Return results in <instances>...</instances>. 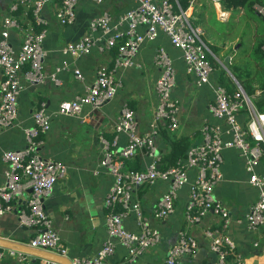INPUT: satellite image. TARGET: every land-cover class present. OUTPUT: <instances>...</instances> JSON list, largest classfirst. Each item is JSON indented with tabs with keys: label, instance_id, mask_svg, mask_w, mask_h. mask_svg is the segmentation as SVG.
<instances>
[{
	"label": "built area",
	"instance_id": "1",
	"mask_svg": "<svg viewBox=\"0 0 264 264\" xmlns=\"http://www.w3.org/2000/svg\"><path fill=\"white\" fill-rule=\"evenodd\" d=\"M79 1L20 0L10 7L11 13H16L21 6L30 7L32 23L40 30L35 31L33 28L27 32L20 50L15 51L9 42L10 31L16 29L24 32V29L15 17L4 19L0 33V72L3 76L0 82L1 130L16 127L19 99L26 86L50 82L60 87L63 85L60 78L62 73H71L79 82L85 83L86 77L80 68L68 60H64L52 72L44 70V62L50 53L44 48L49 24L44 16L45 8L55 5L57 21L62 26H68L76 21ZM92 1L103 5L107 0ZM129 1L134 3V7L116 20L108 13L102 14L90 22L87 35L59 50L63 56L74 59L90 55L94 49L100 52L117 49L118 54L113 67H99L94 81L85 86L84 93L73 100L63 101L55 113L50 114L46 104H42L33 114V127L24 129L27 147L3 153L6 169L5 182L0 186V218L15 212V203L27 195L28 210L17 214L21 226L35 229L29 247L68 258V250L46 211V199L53 194L66 165L40 155L39 148L43 145L41 138L51 131L54 115L80 117L85 107L96 112L113 101L122 87L118 72L133 67L141 68L137 63L141 47L156 41L163 34L181 52L186 73L193 78L196 87L206 86L212 90V120L202 127V140L192 144L184 158L171 167L162 168V130L176 133L180 127L181 107L173 97L177 85L173 58L164 47L157 48L153 59L154 65L160 70L155 83L157 104L148 128L141 131L135 112L126 106L115 122L113 142L100 138L103 154L94 174L98 175L100 169H104L113 178L104 204L106 227L115 242H105L92 258H74L70 261L72 264H105L120 246L127 251L128 261L135 263L160 244L162 234L144 217L142 204L135 194L140 187L164 182L168 185L167 191L154 205L153 219L167 221L175 213L179 193L187 187L185 221L189 225L199 224L211 213L222 218L223 224L219 228H209L204 235L210 241V250L217 255L215 264H227L236 250L235 242L228 235L232 213L215 195L216 187L224 181V151L234 149L239 152L245 161L249 184L258 192L256 201L246 215L248 229L257 231L264 226V174L258 172L264 157V113L258 111L253 99L238 83V91L230 94L215 82V70L209 60V55L213 53L204 40V30L192 22L187 10L181 8L179 0ZM255 10L264 18V7L256 6ZM241 113L248 117L245 125L239 122ZM123 134L127 136V145L114 149ZM137 156H142V168H130L128 163ZM132 214L140 228L138 233L124 226L125 219ZM197 249L196 238L187 231L179 230L161 264H184V260L194 256ZM9 255L20 264H61L48 259L39 263L28 260L19 249H10ZM3 257L4 254L0 252V261ZM236 264H243L240 256H237Z\"/></svg>",
	"mask_w": 264,
	"mask_h": 264
},
{
	"label": "crops",
	"instance_id": "2",
	"mask_svg": "<svg viewBox=\"0 0 264 264\" xmlns=\"http://www.w3.org/2000/svg\"><path fill=\"white\" fill-rule=\"evenodd\" d=\"M18 1L20 0L8 3L7 0H0V33L4 19L8 16L18 19L24 29V32L16 29L10 31L9 42L15 51L20 50L27 32H31L33 28L35 31L40 30L32 23L33 16L30 7L21 6L16 13H11L10 7ZM211 1L216 18L220 11L228 15V17L223 18V22L217 18L219 22L225 25L224 28H228L233 14L241 12L244 15L246 13L245 9H241L239 12H226L220 2ZM261 4L256 6L264 7V0H261ZM200 5H202L201 0L191 1L187 13L192 21ZM133 7L134 3L129 0H107L103 5H97L92 0H80L76 21L68 26H62L57 21L55 5H49L45 8L44 16L49 24L44 48L50 53L44 62V70L48 73L52 72L64 60H68L80 68L86 77V81L81 83L73 74L62 73L60 78L63 85L60 87H56L50 82L25 87L19 99V119L16 127L7 130L0 129V186L5 182L6 165L2 158L3 153L7 150L20 151L27 147L24 129L33 127V114L42 104H46L50 114L55 113L63 101L73 100L84 93L85 86L94 81L99 67H113L116 58L114 50L100 52L98 49H94L90 55L78 59L65 57L59 50L66 44L75 42L87 35L89 24L93 19L108 13L116 20ZM255 15L261 18L258 14L255 13ZM238 19L239 17L235 21L238 22ZM254 29L252 46L261 33ZM239 44L240 49H244L241 38ZM159 47H164L168 51L173 58L177 71V85L173 97L179 102L181 112L180 127L174 134L190 140L191 146L202 140L201 129L212 120L210 113V106L214 101L212 90L206 86L196 87L193 78L186 73L181 52L174 48L163 34L156 41L145 43L141 47L137 56V63L141 65V68L133 67L118 72L122 87L113 101L96 112H92L90 107H85L80 117L54 115L51 131L41 138L43 145L39 148V153L44 158L59 161L66 165L64 174L58 180L53 194L46 199V211L52 218L54 227L68 250L69 260L92 258L105 242H115L110 237L106 227L104 204L113 178L104 169H100L98 175L94 174L103 154V144L100 138L103 137L108 142H113L115 122L126 106L135 112L140 122L141 131L148 128L157 104L155 83L160 75V70L154 65L153 59L155 51ZM237 52L233 50L230 58L235 57ZM229 75L233 79L235 78L232 73ZM2 79L3 76L0 72V82ZM22 80L25 83L24 77ZM192 100H194V104L186 109V104ZM247 120L246 114L241 113L239 122L245 125ZM183 122L187 123L186 125L190 126L191 129L187 134H178ZM127 143V136L123 134L120 136L118 146L114 149H121ZM160 146L161 153L169 150L168 145L165 147L163 140H161ZM128 166L135 169L142 168V156L132 159ZM222 171L224 181L216 187L215 195L232 213V223L228 235L236 244L235 254L229 258L227 264H236L237 256L242 258L243 264H264V226H261L257 231H250L246 222V215L256 201L258 192L249 184L245 161L237 150L224 151ZM258 172L264 174V157L258 166ZM167 187L166 183L158 182L151 187L138 188L135 194L142 204L144 217L152 227L161 232L160 244L146 252L135 263H130L127 251L118 246L116 253L105 264H161L166 259L168 250L179 230L187 231L198 242L195 255L185 259L184 264L216 263L217 255L210 250V241L205 237L204 232L209 228H219L223 224L222 218L211 213L199 224H187L184 218L188 202V188L186 187L179 193L175 213L167 221H155L152 209L167 191ZM27 199V195L20 198L15 203V212L0 218L1 240L29 247V242L35 235V229L21 226L17 214L19 211L28 210ZM124 226L131 232L138 233L140 231L133 214L125 219ZM10 249L0 246V252L4 254L0 264H20L17 259L9 255ZM19 250L25 253L28 260H36L39 263L44 259L28 253L24 249Z\"/></svg>",
	"mask_w": 264,
	"mask_h": 264
},
{
	"label": "trees",
	"instance_id": "3",
	"mask_svg": "<svg viewBox=\"0 0 264 264\" xmlns=\"http://www.w3.org/2000/svg\"><path fill=\"white\" fill-rule=\"evenodd\" d=\"M191 1L179 0L181 8L186 11L190 7ZM201 1L202 5L198 7V11L192 22L203 28L204 40L213 53V55H209V60L215 70V82L223 86L230 94L238 91V85L228 74V69L245 93L253 99L258 111L264 113V37H262V33L258 35L251 49H240L235 57L230 58V62L227 63L226 59L233 52V49H230L226 57L221 59L227 69L223 68L222 63L216 59V57L220 56L219 49L216 44H212L209 41L214 40L217 35L228 36L227 33L229 31L227 32V30L232 31V29L224 28L225 25L217 20L211 0ZM219 2L226 12H239L241 9H245L246 12L254 14H257L255 10L256 5H262L261 0H219ZM262 19L264 20V18ZM214 27H217V31ZM117 54L118 50L114 49V56H117ZM253 65L254 68L251 69ZM161 135L162 140L165 142V147L167 145L169 147V150L162 153L161 156L162 168L164 169L175 165L178 160L186 156L190 147V140L171 134L167 129H163Z\"/></svg>",
	"mask_w": 264,
	"mask_h": 264
},
{
	"label": "rangeland",
	"instance_id": "4",
	"mask_svg": "<svg viewBox=\"0 0 264 264\" xmlns=\"http://www.w3.org/2000/svg\"><path fill=\"white\" fill-rule=\"evenodd\" d=\"M11 1L13 2L14 0H7L8 3H10ZM238 17H239L238 22H236L235 20ZM217 18L220 21L223 20V17L219 14V12L217 13ZM253 28H255L254 29L255 31L259 30V32L264 34V20L257 17L254 13L248 11L244 15H242L241 12L238 14H233V17L228 25V28H226V29H232V31L227 30V32L229 31L227 33L228 36L217 35L214 40L209 41L212 44H216L217 48L219 49L220 56L216 57V59L222 63L223 68L227 69L223 61H221V59L226 57L230 49H233L234 51L240 50V44H239L240 38L243 41V48H248V49L252 48L251 42H252ZM214 29L217 31V27H214ZM230 56L231 55H229L228 58H230ZM252 68H254V65L251 67V69ZM193 101L194 100L186 104V109H188L191 105L194 104ZM186 124L187 123L185 122L182 123L181 129L178 134L181 133L187 134L189 132L191 128Z\"/></svg>",
	"mask_w": 264,
	"mask_h": 264
},
{
	"label": "water",
	"instance_id": "5",
	"mask_svg": "<svg viewBox=\"0 0 264 264\" xmlns=\"http://www.w3.org/2000/svg\"><path fill=\"white\" fill-rule=\"evenodd\" d=\"M216 1L219 2V0H216ZM258 16H260V15H258ZM226 62L229 63L230 62V58H227ZM227 72L229 74H231L228 69H227ZM235 82H237L236 79H235ZM0 246L8 247V248H11V249H24L26 252H28V253H30L32 255H35V256L42 257L44 259L56 261V262L61 263V264H72L71 261L68 258L60 257V256H58L56 254H53V253H50V252L32 249V248H29L27 246H23V245H20V244H17V243L7 242V241L1 240V239H0Z\"/></svg>",
	"mask_w": 264,
	"mask_h": 264
},
{
	"label": "bare ground",
	"instance_id": "6",
	"mask_svg": "<svg viewBox=\"0 0 264 264\" xmlns=\"http://www.w3.org/2000/svg\"><path fill=\"white\" fill-rule=\"evenodd\" d=\"M219 6H220V5H219ZM219 13L221 14V16H222L223 18H226V17H228V15H227V14H225V13H223L222 11H220Z\"/></svg>",
	"mask_w": 264,
	"mask_h": 264
}]
</instances>
